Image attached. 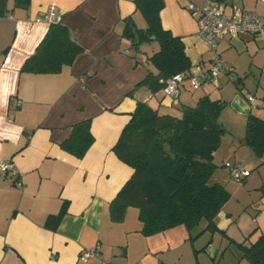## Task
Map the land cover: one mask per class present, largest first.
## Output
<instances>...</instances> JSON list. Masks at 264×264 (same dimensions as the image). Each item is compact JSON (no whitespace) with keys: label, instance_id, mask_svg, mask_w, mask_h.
<instances>
[{"label":"crops","instance_id":"0c3cea01","mask_svg":"<svg viewBox=\"0 0 264 264\" xmlns=\"http://www.w3.org/2000/svg\"><path fill=\"white\" fill-rule=\"evenodd\" d=\"M163 2L162 27L181 39L192 67L207 70L212 53L198 35L196 19L186 10L188 3L201 7L207 0ZM220 3L227 11L237 7L264 17V0ZM50 8L58 18L53 22L66 27L82 51L58 73H24V62L50 26L34 20ZM7 10L0 17V162H11L16 172L0 174V264H219L217 257L224 259L230 241L243 242L231 233L237 218L233 221L224 208L216 219L219 232L194 241L183 226L142 235L133 208L121 222L109 217L110 202L133 173L112 149L136 101L155 108L162 98L163 110L174 108L162 93L155 97L144 87L128 95L148 74L144 54L136 61L121 36L129 16L144 26L134 0H30L27 9L15 8L13 0H7ZM217 52L227 56L224 60L234 71L245 55L250 65L259 63L249 70L264 72V37L224 38ZM187 94L182 91L180 102ZM246 104L235 99L239 116L257 117L262 112L261 107L254 111L252 104ZM86 120L94 141L78 159L61 143L74 125ZM218 154L213 156L215 174L223 166L222 159L215 162ZM253 160V174L239 187L243 205L252 190L264 189V164L255 156ZM63 209L56 225L46 224L49 216Z\"/></svg>","mask_w":264,"mask_h":264},{"label":"trees","instance_id":"16d2710c","mask_svg":"<svg viewBox=\"0 0 264 264\" xmlns=\"http://www.w3.org/2000/svg\"><path fill=\"white\" fill-rule=\"evenodd\" d=\"M29 4L30 0H13L15 8L27 9ZM134 5L144 26L139 27L134 16H129L123 21L121 36L129 42L131 56L136 61L137 56L144 54L148 74L128 95L132 97L136 89L144 87L150 95L156 97L162 93L164 98L167 79L183 75L184 80L178 103L170 104L174 107L171 111L163 110L162 98L155 108L147 102L136 101L131 118L112 149L133 173L110 202L109 217L113 222H121L127 210L133 208L144 236L178 226H183L193 241L205 233L212 236L219 232L216 219L230 197L223 185L211 181L218 168L213 156L227 132L219 121L226 102L212 99L209 94L199 96L193 105L180 102L192 65L181 39L161 25L164 2L134 0ZM7 11V0H0V17ZM81 51L66 27L50 22L45 36L21 71L55 74L63 66L71 65ZM90 127V120L74 125L61 148L82 158L94 141ZM241 142L260 161L264 157V120L247 115ZM260 164L264 163L260 161ZM63 212L64 209L56 216H49L46 224L56 225ZM238 246L242 257L250 264H264V234L248 246Z\"/></svg>","mask_w":264,"mask_h":264},{"label":"rangeland","instance_id":"374dc122","mask_svg":"<svg viewBox=\"0 0 264 264\" xmlns=\"http://www.w3.org/2000/svg\"><path fill=\"white\" fill-rule=\"evenodd\" d=\"M224 57L227 58V56H223L221 59L232 68V73L230 75L221 74L216 84H207L196 91L190 89L189 83L185 82L188 94L185 95L186 101H182V103L193 105L203 94H209L212 99L226 102V106L220 112L219 121L227 132L222 137L221 146L218 149L220 158L216 157L215 159V162L223 160V166L220 168L222 172L214 173L211 181L224 185L226 190L232 193L223 208L231 212L233 221L237 218L231 228V233L236 235L237 240L243 239V242L230 241L224 259L218 255L217 260L219 264H250L246 258L242 257L243 254L238 244L248 246L255 242L261 234H264V214L261 213L264 212V189L252 190L249 193L248 204L243 205L239 194V187L243 182L234 181L230 177L228 167L244 166L248 177L253 174L251 170L252 164L255 162L254 156L250 152L248 155V148L241 142L245 135L246 115L239 116L233 106L237 98L247 105L246 103H249L247 99L251 96L254 100L252 108L255 111L257 106L261 107L262 112L257 117L264 120V72L253 68L249 70V66L252 67L259 63L250 65V58L245 55L239 61V69L234 71V68L224 60Z\"/></svg>","mask_w":264,"mask_h":264},{"label":"built area","instance_id":"2783aa9c","mask_svg":"<svg viewBox=\"0 0 264 264\" xmlns=\"http://www.w3.org/2000/svg\"><path fill=\"white\" fill-rule=\"evenodd\" d=\"M186 10L196 19L199 37L205 41L212 59L208 70L201 66L192 67L188 82L193 90H198L207 84H216L220 74L230 75L232 68L228 66L217 52V44L224 38L235 39L243 34L264 37V17L255 13L247 12L241 8L232 7L227 11L218 0H207L206 4L197 7L188 3ZM54 9L50 8L45 14L38 16L35 22L57 21ZM184 80L183 75H175L166 80L164 85V96L170 104H177L180 95V85ZM249 104L253 103V98L248 97ZM264 163V157L260 160ZM15 168L11 162H0V174H15ZM230 177L234 181H242L248 176V172L241 166H233L229 170ZM20 186V182H16ZM88 256L96 253L87 254Z\"/></svg>","mask_w":264,"mask_h":264}]
</instances>
